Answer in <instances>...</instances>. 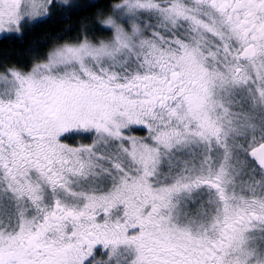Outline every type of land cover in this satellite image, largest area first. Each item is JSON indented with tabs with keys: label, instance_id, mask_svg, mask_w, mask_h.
Here are the masks:
<instances>
[{
	"label": "snow or ice",
	"instance_id": "1",
	"mask_svg": "<svg viewBox=\"0 0 264 264\" xmlns=\"http://www.w3.org/2000/svg\"><path fill=\"white\" fill-rule=\"evenodd\" d=\"M0 264H264V0H0Z\"/></svg>",
	"mask_w": 264,
	"mask_h": 264
}]
</instances>
